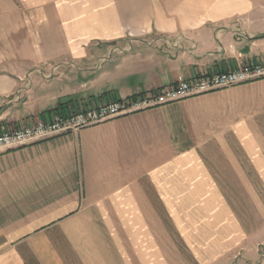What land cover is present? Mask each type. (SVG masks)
Listing matches in <instances>:
<instances>
[{"label": "crops", "instance_id": "obj_1", "mask_svg": "<svg viewBox=\"0 0 264 264\" xmlns=\"http://www.w3.org/2000/svg\"><path fill=\"white\" fill-rule=\"evenodd\" d=\"M260 0H0V133L264 59ZM264 264V78L0 150V264Z\"/></svg>", "mask_w": 264, "mask_h": 264}, {"label": "built area", "instance_id": "obj_2", "mask_svg": "<svg viewBox=\"0 0 264 264\" xmlns=\"http://www.w3.org/2000/svg\"><path fill=\"white\" fill-rule=\"evenodd\" d=\"M264 78V59L240 63L235 69L200 74L193 78L180 77L176 84L153 95L136 94L99 105L53 111L33 125L5 129L0 134V150L41 141L54 135L76 132L110 118L144 110L156 105Z\"/></svg>", "mask_w": 264, "mask_h": 264}, {"label": "rangeland", "instance_id": "obj_3", "mask_svg": "<svg viewBox=\"0 0 264 264\" xmlns=\"http://www.w3.org/2000/svg\"><path fill=\"white\" fill-rule=\"evenodd\" d=\"M260 1H264V0H260ZM260 7H264V2H261L260 3ZM124 99V98H123ZM118 100H121V99H118ZM113 101H115V100H113ZM106 103V102H105ZM101 104H103V103H101ZM85 105H88V104H81V107H83V106H85ZM89 105H99V104H89ZM80 107V108H81ZM118 117V116H117ZM41 119V118H40ZM40 119H38V120H40ZM111 119V118H110ZM38 120H36L33 124H35ZM33 124H31V125H33ZM27 125H30V124H27V123H21V124H19V125H15V124H12V123H10V125L8 126V127H5L4 128V130L5 129H10V128H14V127H22V126H27ZM4 130H2V132L4 131ZM1 132V133H2ZM0 133V134H1ZM8 149V148H7ZM3 150V149H2ZM179 243L178 244H176L177 246V248L179 249V254L177 255V256H174L175 257V259L177 258L178 260H177V263L176 264H197L194 260H193V258H192V256H190V255H188V254H184V253H182L181 251H182V247H183V245H182V242H181V240L180 239H178L177 240ZM260 247H263V249H264V241L263 242H261L260 243ZM263 253H264V251H263ZM262 259H264V257H262Z\"/></svg>", "mask_w": 264, "mask_h": 264}, {"label": "trees", "instance_id": "obj_4", "mask_svg": "<svg viewBox=\"0 0 264 264\" xmlns=\"http://www.w3.org/2000/svg\"><path fill=\"white\" fill-rule=\"evenodd\" d=\"M63 109H66V108H64V106H58V107H56V108H54L53 110H50V111H56V110H63Z\"/></svg>", "mask_w": 264, "mask_h": 264}]
</instances>
